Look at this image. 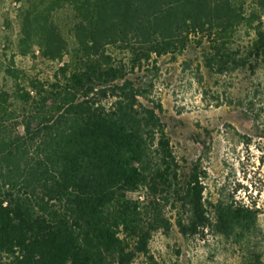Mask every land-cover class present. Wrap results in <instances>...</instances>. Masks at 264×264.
Masks as SVG:
<instances>
[{"label":"trees","instance_id":"obj_1","mask_svg":"<svg viewBox=\"0 0 264 264\" xmlns=\"http://www.w3.org/2000/svg\"><path fill=\"white\" fill-rule=\"evenodd\" d=\"M19 23L20 56L37 48L69 61L54 82L7 70L15 91L0 93V264H133L171 228L166 208L185 237L257 230L254 206L207 204L200 164L183 181L154 85L129 76L158 75V59H176L193 39L207 42L209 69L254 71L264 63V0H38L23 4ZM241 28L253 33L243 49ZM250 264H264L261 254Z\"/></svg>","mask_w":264,"mask_h":264},{"label":"rangeland","instance_id":"obj_2","mask_svg":"<svg viewBox=\"0 0 264 264\" xmlns=\"http://www.w3.org/2000/svg\"><path fill=\"white\" fill-rule=\"evenodd\" d=\"M24 3L36 4L38 0H0V93L15 91L8 68L18 70L21 79L26 75L27 82L29 78L54 82L59 67L69 61V57L63 62L46 61L37 48L28 57L18 54ZM64 31L70 39L68 25ZM252 38L251 30L241 28L235 41L243 49ZM208 50L206 41L200 45L193 39L176 59H158V75L136 71L129 78L139 86L154 85L152 94L163 106L160 116L183 181L200 164L207 204L224 201L254 206L258 228L243 239L225 238L214 230L185 237L176 225L175 213L166 208L164 215L171 228L155 232L149 256H139L133 264H250L255 253L264 260V63L256 64L254 71L247 67L220 74L206 66ZM116 56L127 58L119 53ZM143 196L139 193L132 198ZM208 210L213 211L209 206Z\"/></svg>","mask_w":264,"mask_h":264}]
</instances>
